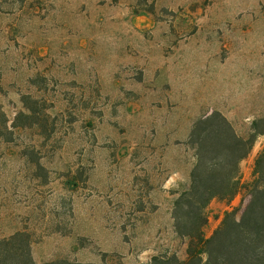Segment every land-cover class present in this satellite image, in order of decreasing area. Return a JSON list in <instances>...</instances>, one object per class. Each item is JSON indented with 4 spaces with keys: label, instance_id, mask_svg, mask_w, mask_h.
<instances>
[{
    "label": "rangeland",
    "instance_id": "1",
    "mask_svg": "<svg viewBox=\"0 0 264 264\" xmlns=\"http://www.w3.org/2000/svg\"><path fill=\"white\" fill-rule=\"evenodd\" d=\"M216 112L242 138L264 118V0H0V240L26 232L36 264L186 260L174 203Z\"/></svg>",
    "mask_w": 264,
    "mask_h": 264
},
{
    "label": "trees",
    "instance_id": "2",
    "mask_svg": "<svg viewBox=\"0 0 264 264\" xmlns=\"http://www.w3.org/2000/svg\"><path fill=\"white\" fill-rule=\"evenodd\" d=\"M260 135L264 118L254 122L248 138L240 137L218 112L196 123L191 135L197 151L192 184L175 201L173 212L177 235L189 240L187 259L157 255L150 264H264V150L256 160V178L248 185L250 201L241 219L227 212L211 237L204 234L210 203L231 202L244 188L240 163ZM0 264H36L30 235L17 232L0 240Z\"/></svg>",
    "mask_w": 264,
    "mask_h": 264
}]
</instances>
